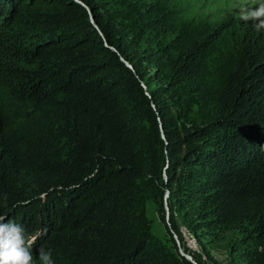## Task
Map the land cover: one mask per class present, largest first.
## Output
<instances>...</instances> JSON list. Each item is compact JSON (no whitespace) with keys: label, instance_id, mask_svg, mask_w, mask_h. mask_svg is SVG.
<instances>
[{"label":"trees","instance_id":"obj_1","mask_svg":"<svg viewBox=\"0 0 264 264\" xmlns=\"http://www.w3.org/2000/svg\"><path fill=\"white\" fill-rule=\"evenodd\" d=\"M78 1L100 31L77 0H0V217L36 237L32 264L41 246L53 264H193L167 191L198 264L218 246L264 264V32Z\"/></svg>","mask_w":264,"mask_h":264},{"label":"rangeland","instance_id":"obj_2","mask_svg":"<svg viewBox=\"0 0 264 264\" xmlns=\"http://www.w3.org/2000/svg\"><path fill=\"white\" fill-rule=\"evenodd\" d=\"M161 5L169 7L177 14H181L186 20L203 24L212 23H228L230 19H248L255 22L256 26L264 32V27L260 26V22L264 21V16L253 17L251 12L264 6V0H158ZM220 63V74L223 75L229 69L228 64ZM151 225L162 242L169 247L170 250L176 252L174 243L167 233L161 215L154 208L150 209ZM182 233L186 244L192 251L201 253V248L197 247V242H193L192 234L182 228ZM191 234V235H190ZM191 238L190 243L189 239ZM207 264H234L230 260L228 251L222 247H214L212 251V260H206ZM235 264H244L240 259Z\"/></svg>","mask_w":264,"mask_h":264},{"label":"clouds","instance_id":"obj_3","mask_svg":"<svg viewBox=\"0 0 264 264\" xmlns=\"http://www.w3.org/2000/svg\"><path fill=\"white\" fill-rule=\"evenodd\" d=\"M253 17L264 16V6L251 12ZM264 27V21L260 22ZM6 217H0V264H32L33 253L30 251L36 242L35 236L25 235L22 225L13 221L4 223ZM39 261L42 264H53L50 250L44 246L39 249Z\"/></svg>","mask_w":264,"mask_h":264},{"label":"water","instance_id":"obj_4","mask_svg":"<svg viewBox=\"0 0 264 264\" xmlns=\"http://www.w3.org/2000/svg\"><path fill=\"white\" fill-rule=\"evenodd\" d=\"M77 2L80 3V4H82V5H84L83 3H81V2L78 1V0H77ZM84 6H85V5H84ZM85 7H86V9H87L88 12H89L91 23H93V24L95 25V27L100 31L99 27L94 23V17H93V15H92L90 9H89L87 6H85ZM112 49H113V48H112ZM123 61L126 63L127 66H129L130 68H133V67H132L128 62H126L124 59H123ZM144 87H145V86H144ZM145 88H146V87H145ZM163 137H164V135H163ZM168 197H169V191H167V193H166V197H165V201H166V222H167L168 226L170 227V230H171V233H172L173 238H174V240H175V244H176V246H177L178 252H179V254H180L181 257H184V258L188 259L191 263H193V264H198V263L192 258V256L189 255V253H187V252L184 251V249H183L182 246H181V241H180L178 235L172 230V228H171V226H170V223H169L170 212H169V207H168V205H167V199H168Z\"/></svg>","mask_w":264,"mask_h":264},{"label":"built area","instance_id":"obj_5","mask_svg":"<svg viewBox=\"0 0 264 264\" xmlns=\"http://www.w3.org/2000/svg\"><path fill=\"white\" fill-rule=\"evenodd\" d=\"M187 238L189 239L190 243H192V245H193V242H191V238L190 237H187Z\"/></svg>","mask_w":264,"mask_h":264}]
</instances>
